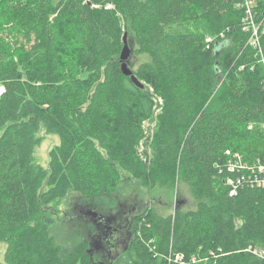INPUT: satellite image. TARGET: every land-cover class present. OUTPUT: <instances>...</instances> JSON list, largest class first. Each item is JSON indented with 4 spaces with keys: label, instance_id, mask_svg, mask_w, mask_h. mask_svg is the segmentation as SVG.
I'll list each match as a JSON object with an SVG mask.
<instances>
[{
    "label": "trees",
    "instance_id": "obj_1",
    "mask_svg": "<svg viewBox=\"0 0 264 264\" xmlns=\"http://www.w3.org/2000/svg\"><path fill=\"white\" fill-rule=\"evenodd\" d=\"M237 4L0 0L4 264H102L90 257L89 223L78 208L68 216L76 245L63 253L51 205L76 193L84 209L114 214L131 180L177 179L192 190L196 207L183 211L182 200L173 215L133 213L132 239L114 264H167L177 253L183 264H264L254 253L264 254V189L243 187L231 196L224 182L234 176L235 155L264 161V0L256 7L263 56L248 43ZM125 33L133 34L134 52L151 59L132 69L148 84L143 89L121 70ZM149 87L164 103L145 161L137 147L142 122L153 114ZM42 125L60 137L48 169L32 159Z\"/></svg>",
    "mask_w": 264,
    "mask_h": 264
},
{
    "label": "rangeland",
    "instance_id": "obj_2",
    "mask_svg": "<svg viewBox=\"0 0 264 264\" xmlns=\"http://www.w3.org/2000/svg\"><path fill=\"white\" fill-rule=\"evenodd\" d=\"M133 40V34L129 33L128 41L133 43ZM134 48L137 49L138 46L135 47L134 45ZM149 62H151V59L146 54H137L134 52L130 58V65L134 70H137L142 64ZM142 83L148 86L146 82ZM3 89L4 87L0 83V95L3 92ZM149 91L151 93L152 101H154L153 114L150 118L142 122L143 137L137 147L140 157L145 161H149L150 159V154L152 152L151 143L157 129L158 116L162 112L164 103L162 98L154 92L152 87H149ZM2 132L3 131H0V135ZM37 137L41 139V143L33 150L32 159L34 166L37 168L42 167L44 169H48L50 162V152L53 148L60 145V137L43 125L40 131L37 133ZM122 174L125 178L129 177V175L125 172H122ZM123 193L126 195V197H123L126 199L124 201H126V205L129 207V209L135 207L136 211L141 212L143 209L148 208L149 211H153L161 216L173 215L175 213L177 203L182 200H184V204L181 205V209L183 211L194 209L197 205V200L194 197L192 190L187 184L181 182L178 179L174 185L168 184L166 181L158 182L156 184H145L141 181L131 180L129 184H126ZM81 199L82 198L79 196V194L71 193L66 198L61 199L60 201H57L51 205V208L56 211L53 215L56 223L52 227V233L56 236L58 242L61 244L64 254L69 252L76 245V240L71 235L68 224V216L73 215L72 211L74 209L78 211L79 208H84V203ZM110 199H112L113 205L116 206L117 202L115 199ZM143 221L144 220H141L140 224L143 223ZM77 224H79V218L76 219V225ZM142 236V231H140L138 234L136 233V240L138 239L140 242L141 240L143 241ZM133 245H135V243ZM6 248L7 245L3 242H0V262L3 264ZM129 252L134 258L133 260H135L136 254L132 249V245ZM166 261L167 264H174L173 256H167Z\"/></svg>",
    "mask_w": 264,
    "mask_h": 264
},
{
    "label": "flooded vegetation",
    "instance_id": "obj_3",
    "mask_svg": "<svg viewBox=\"0 0 264 264\" xmlns=\"http://www.w3.org/2000/svg\"><path fill=\"white\" fill-rule=\"evenodd\" d=\"M80 213L89 223V251L91 259L102 264H114L127 250L132 239L133 213L136 208L129 209L126 201L121 203L119 210L113 214L79 208Z\"/></svg>",
    "mask_w": 264,
    "mask_h": 264
},
{
    "label": "built area",
    "instance_id": "obj_4",
    "mask_svg": "<svg viewBox=\"0 0 264 264\" xmlns=\"http://www.w3.org/2000/svg\"><path fill=\"white\" fill-rule=\"evenodd\" d=\"M237 5L244 9V29L251 31V38L248 43L258 50L261 56H263V48L260 38V34L263 31V21L258 22L257 20V0H238ZM213 42L214 38H208L206 41L208 44L207 47L209 48ZM229 170L234 176L229 175L225 178L224 182L229 187L231 196L237 195L240 188L243 187H257L264 189V161L258 160L249 163L243 161L240 155H235L234 159L230 160ZM254 253L260 257L264 255L260 250H254ZM173 259L174 264L184 263L183 254L177 253Z\"/></svg>",
    "mask_w": 264,
    "mask_h": 264
},
{
    "label": "water",
    "instance_id": "obj_5",
    "mask_svg": "<svg viewBox=\"0 0 264 264\" xmlns=\"http://www.w3.org/2000/svg\"><path fill=\"white\" fill-rule=\"evenodd\" d=\"M124 46L120 55L121 61V70L124 75L131 78V81L139 88L143 89L144 84L137 78L132 70V66L130 65V58L134 52V43L128 41V34L125 33L123 37ZM225 42L216 44L214 51L218 54V52L224 47Z\"/></svg>",
    "mask_w": 264,
    "mask_h": 264
},
{
    "label": "bare ground",
    "instance_id": "obj_6",
    "mask_svg": "<svg viewBox=\"0 0 264 264\" xmlns=\"http://www.w3.org/2000/svg\"><path fill=\"white\" fill-rule=\"evenodd\" d=\"M261 2V1H260ZM260 6H258V8H259ZM258 10H260V9H258ZM159 115V114H158ZM249 188V187H248ZM240 191V190H239Z\"/></svg>",
    "mask_w": 264,
    "mask_h": 264
}]
</instances>
